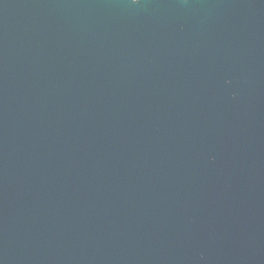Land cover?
<instances>
[{
    "label": "water",
    "instance_id": "95a60500",
    "mask_svg": "<svg viewBox=\"0 0 264 264\" xmlns=\"http://www.w3.org/2000/svg\"><path fill=\"white\" fill-rule=\"evenodd\" d=\"M0 264H264V0H0Z\"/></svg>",
    "mask_w": 264,
    "mask_h": 264
}]
</instances>
